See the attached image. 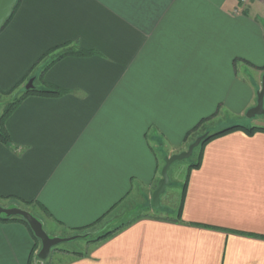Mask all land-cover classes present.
<instances>
[{"label":"crops","instance_id":"obj_1","mask_svg":"<svg viewBox=\"0 0 264 264\" xmlns=\"http://www.w3.org/2000/svg\"><path fill=\"white\" fill-rule=\"evenodd\" d=\"M237 6L20 1L0 31V96L21 100L3 121L0 206L44 217L63 235L96 234L84 255L49 257L52 264H264V133L207 143L160 214L109 219L152 200L165 158L206 123L264 128L242 123L262 89L264 0L242 14ZM69 49L93 54L56 60ZM31 79L61 94L25 96ZM41 248L24 222L0 220V264H36Z\"/></svg>","mask_w":264,"mask_h":264},{"label":"rangeland","instance_id":"obj_2","mask_svg":"<svg viewBox=\"0 0 264 264\" xmlns=\"http://www.w3.org/2000/svg\"><path fill=\"white\" fill-rule=\"evenodd\" d=\"M29 82H27L26 86L29 85ZM37 84H38V82H37ZM19 96H20V94L18 92H14L8 96H0V118H2V116L5 114L6 110L9 108V105L11 103L15 102V100L18 99ZM223 120L224 119L219 117L215 120H212L211 122L206 123L204 128H202L203 132H202V134H200L199 137H201L203 135H208V134L212 135V134H215L217 132L222 131V130H220L221 128H216L215 124L220 123ZM254 120H256V122H254ZM242 123H245V124L250 123L251 125L255 124V125H260V127H264V115L256 116L255 118H252V119H249L246 117L244 119V121H242ZM233 126H242V124L235 123L232 126L231 125L228 126V128L233 127ZM250 127H252V126H250ZM206 129H208V130L206 131ZM194 141H196V140H194ZM193 142L190 145L186 146L185 149L177 150L175 153H178V154H173L171 156L179 155L183 152L188 151L189 147L193 144ZM166 159L167 158H165V162H166ZM197 160H198V152H196L194 154V156L191 157L190 159L176 162L171 166V168L169 170V176H170L172 184L169 187H167L165 193L161 197V208L160 209L152 208L151 203H150L151 198H149L145 204L137 202L136 204L129 205V207L121 206L114 213V215L109 217V219H111L112 222H114L113 220L118 219L117 223L124 225L123 224L124 221H129V220H132L134 218L141 217L144 214H147L148 212L150 213L151 211H155L156 214H160L159 212L162 211L163 208L167 209L171 205V202L174 200V198H173L174 193L177 192L178 189H179V192L182 190V188H183L182 186L185 183L187 176H188L189 167L191 164L196 163ZM164 166H163V168H164ZM163 168H162V170H163ZM162 170H161V173H162ZM177 181H179L180 183ZM159 182H158V184H159ZM158 184L155 186L154 191L158 188ZM2 205H7V204L4 203ZM4 209H6V208H4ZM172 209H174V208H172ZM174 210H177V208H175ZM36 211H37L38 215H41V216L43 215V213L40 212L39 210H36ZM32 213H33V211H32ZM40 219L39 220L42 222L44 230L50 236V238H61V239H70L73 237L77 238L76 240L62 243V244L56 246L55 248H53V250L51 252L52 256H50V257H52V259L56 258V257L57 258H65L64 256L66 254L70 255V256H78V257L84 255L83 253L85 252L84 251L85 242H87V241L89 242V240H91L96 235L91 231H85V232H79V233L78 232L77 233L72 232V233L63 235L62 231L55 230L53 225L49 221H47V219H45L44 217H42ZM125 223H127V222H125ZM95 241H96V239H95ZM95 241H93V242H95ZM39 244L41 246V242H39ZM52 263H53V261H51V259L49 258V261L46 264H52Z\"/></svg>","mask_w":264,"mask_h":264},{"label":"water","instance_id":"obj_3","mask_svg":"<svg viewBox=\"0 0 264 264\" xmlns=\"http://www.w3.org/2000/svg\"><path fill=\"white\" fill-rule=\"evenodd\" d=\"M19 0H0V31L3 29L5 22L10 19L13 15L14 8ZM34 88V80L31 79L29 85L26 86V91ZM264 115V77L262 82V89L257 94V104L254 108L250 109L246 117L249 119L255 118L256 116ZM207 135H203L196 139V141L189 147L188 151L183 152L179 155H174L168 157L165 162V166L162 170V179L158 184V188L153 194L151 200V207L154 209L161 208V197L165 193L167 187H169L172 182L169 176V170L171 166L179 161L190 159L195 149H197ZM6 216L7 218H21L24 220L33 231L35 237L41 242L42 248L38 254V262L36 264H44V262L50 257L53 248L56 246L76 240V237L70 239L61 238H50V236L44 230L42 222L37 219L33 214L27 212L26 210L20 208H2L0 206V216Z\"/></svg>","mask_w":264,"mask_h":264},{"label":"trees","instance_id":"obj_4","mask_svg":"<svg viewBox=\"0 0 264 264\" xmlns=\"http://www.w3.org/2000/svg\"><path fill=\"white\" fill-rule=\"evenodd\" d=\"M20 1H18L17 5L15 6L14 8V12H13V15L16 11V9L18 8L19 4H20ZM12 15V16H13ZM12 18V17H11ZM8 19L6 22H5V25L4 27H6V25L9 23V21L11 20ZM3 27V28H4ZM56 51L53 50V52ZM51 52V53H53ZM93 53L92 52H88V51H83V50H73V49H69V50H66L65 52L59 54L56 58V60H60L64 57H67V56H91ZM61 94V91L55 87H51V86H46L45 89L43 90H38L37 88H33L31 90H28L25 92V96H29V95H42V96H58ZM21 102V100H17L15 102H13L12 104L9 105V108L6 110L5 114L2 116L1 120H0V140L3 141L4 143H9V137H8V134L7 132L5 131L4 127H3V121L14 111V109L17 107V105ZM211 119V118H210ZM207 121H209V119H206V120H203L202 122H200V124H198V126H196L192 131H197L200 127H202ZM235 131H243L245 132L246 134L250 135V136H253L255 133H264V128H256V127H253V128H247V127H244V126H233V127H230V128H227V129H224L220 132H217L215 134H208L206 139L203 140V142L201 143V145L195 149L194 151V154L196 152H198V160L196 163H193L190 165L189 167V171H188V176H187V179L183 185V188H186V184H187V181H188V177H189V173L193 170V169H197L199 168L200 166V160H201V156H202V150L204 148V146L209 143L210 141L212 140H215L217 138H220V137H223L227 134H230L232 132H235ZM192 134V132H189L186 136L189 137L190 135ZM196 140V139H195ZM195 142V141H194ZM193 142V143H194ZM193 154V156H194ZM192 156V157H193ZM0 220H3V221H10V220H19V221H22L24 222L28 227L29 225L24 221L22 220L21 218H7L6 216H0ZM30 229V227H29ZM31 230V229H30ZM82 231V230H80ZM78 231V232H80ZM35 240L38 242L39 244V240L35 237L33 231L31 230ZM115 232H109V233H106L104 236H101L99 237L96 241H102L104 239H107L108 237H111ZM261 239H264V237H260ZM95 241V242H96Z\"/></svg>","mask_w":264,"mask_h":264},{"label":"built area","instance_id":"obj_5","mask_svg":"<svg viewBox=\"0 0 264 264\" xmlns=\"http://www.w3.org/2000/svg\"><path fill=\"white\" fill-rule=\"evenodd\" d=\"M257 1L259 0H237L238 6L234 13L242 14L248 8V6H250V4H252L253 2H257Z\"/></svg>","mask_w":264,"mask_h":264},{"label":"flooded vegetation","instance_id":"obj_6","mask_svg":"<svg viewBox=\"0 0 264 264\" xmlns=\"http://www.w3.org/2000/svg\"><path fill=\"white\" fill-rule=\"evenodd\" d=\"M1 216H3V215H1Z\"/></svg>","mask_w":264,"mask_h":264}]
</instances>
